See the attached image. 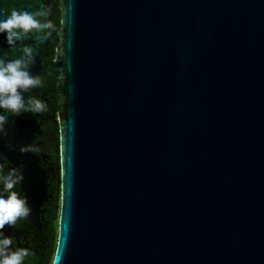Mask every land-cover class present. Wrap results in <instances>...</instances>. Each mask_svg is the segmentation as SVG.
Instances as JSON below:
<instances>
[{"label":"water","instance_id":"95a60500","mask_svg":"<svg viewBox=\"0 0 264 264\" xmlns=\"http://www.w3.org/2000/svg\"><path fill=\"white\" fill-rule=\"evenodd\" d=\"M61 7L51 264H264V0ZM5 127L40 230L45 175L19 149L37 123Z\"/></svg>","mask_w":264,"mask_h":264},{"label":"flooded vegetation","instance_id":"af4514ba","mask_svg":"<svg viewBox=\"0 0 264 264\" xmlns=\"http://www.w3.org/2000/svg\"><path fill=\"white\" fill-rule=\"evenodd\" d=\"M12 8H23L28 11H40L46 13L38 17L45 25L40 30H32L27 34H22L19 39L15 41L14 45H9L5 37L0 36V55H4L5 58L21 56L30 60L29 69L32 72L39 74L41 79V86L32 90V93L42 99L47 105L46 110L42 113L33 114L29 111H25L22 114L29 113V115L35 119L37 123V129L33 134L31 140V146L34 151H30L37 159L38 167L43 171L46 180V198L40 208V230H37L32 226L27 217L19 218L15 225H12L14 238L13 246H20L29 249L28 258L35 260L42 255L43 242L42 230L46 229L47 222L45 217H50V210L54 203V191L59 190V160L55 161L51 155V151L57 148L55 141L59 139V115L53 120L52 108H59L60 101V88L51 93L46 88V80L49 79L48 69L55 66L57 48L61 42V30H62V7L61 0H0V10L3 15L10 14ZM32 49L31 56L27 57L24 53L25 47ZM54 58H52V54ZM39 65L38 69H34L35 65ZM58 112V111H57ZM19 114V115H22ZM12 165L3 157H0V182L8 174ZM0 188L2 185L0 184ZM23 196L18 185L13 189ZM28 222L29 229L32 234L25 236L24 240H21L17 231L18 228ZM7 225L4 226V229Z\"/></svg>","mask_w":264,"mask_h":264},{"label":"clouds","instance_id":"9594fccd","mask_svg":"<svg viewBox=\"0 0 264 264\" xmlns=\"http://www.w3.org/2000/svg\"><path fill=\"white\" fill-rule=\"evenodd\" d=\"M46 15L40 11H28L23 8H12L10 14L0 16V34L11 46L21 37L45 25L39 16ZM32 49L24 48L25 56H31ZM30 60L15 56L5 58L0 55V134H6V123L10 114H22L29 111L39 114L46 110L47 105L32 90L41 86L39 74L29 70ZM27 93V95L25 94ZM21 152L34 151L31 144L20 145ZM24 180L22 166H13L3 178L0 188V229L5 225H15L19 218L28 217L32 208L27 196L13 190ZM29 249L13 246V237L0 231V264H23Z\"/></svg>","mask_w":264,"mask_h":264},{"label":"trees","instance_id":"16d2710c","mask_svg":"<svg viewBox=\"0 0 264 264\" xmlns=\"http://www.w3.org/2000/svg\"><path fill=\"white\" fill-rule=\"evenodd\" d=\"M55 52L52 54L51 60L54 58ZM59 69L57 70L54 67H50L48 69L49 79L46 80L44 83H46V88L51 91V93H54L59 86ZM58 111V112H57ZM62 112L61 108V96L59 101V108L56 109L55 107L52 108V114H53V120L57 117V114L60 115ZM56 145H58L57 148H54V150L51 151V155L53 156V159L57 161L59 160V139L55 141ZM0 184L3 186V180L0 182ZM54 203L50 210V217L46 216L45 221L47 222L46 229L43 228L42 230V239L43 242V251L42 255L38 257L35 260H30L28 257L25 258L23 264H51L55 252L56 247V239H57V224H58V213H59V196L60 192L59 190L56 193V190L54 191ZM29 223L25 222L23 226L18 228L19 231H17V235L21 240H24L25 236H28L30 233L31 236H34L32 234L31 229H29ZM5 229H0V231H4Z\"/></svg>","mask_w":264,"mask_h":264},{"label":"rangeland","instance_id":"374dc122","mask_svg":"<svg viewBox=\"0 0 264 264\" xmlns=\"http://www.w3.org/2000/svg\"><path fill=\"white\" fill-rule=\"evenodd\" d=\"M59 133H60V130H59Z\"/></svg>","mask_w":264,"mask_h":264}]
</instances>
